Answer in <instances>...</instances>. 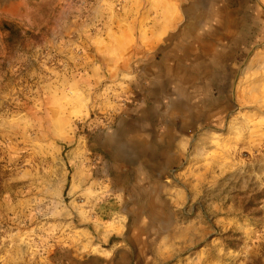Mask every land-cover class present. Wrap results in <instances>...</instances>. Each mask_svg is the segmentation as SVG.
I'll return each instance as SVG.
<instances>
[{
	"label": "rangeland",
	"instance_id": "374dc122",
	"mask_svg": "<svg viewBox=\"0 0 264 264\" xmlns=\"http://www.w3.org/2000/svg\"><path fill=\"white\" fill-rule=\"evenodd\" d=\"M203 1L137 143L126 29L163 1L0 0V264H264V0Z\"/></svg>",
	"mask_w": 264,
	"mask_h": 264
},
{
	"label": "crops",
	"instance_id": "0c3cea01",
	"mask_svg": "<svg viewBox=\"0 0 264 264\" xmlns=\"http://www.w3.org/2000/svg\"><path fill=\"white\" fill-rule=\"evenodd\" d=\"M159 1H163L162 3L166 7H154L155 13H151L153 16L152 24L148 25L146 29H141V31H139L138 23H133L131 30L126 29V35H132L128 40H125V45L132 49L131 59L138 62H151L148 65L151 70H143L142 74L145 80L151 78L152 96L158 102L151 106H147L144 103L134 105L129 112L131 113L130 116L125 119L124 126L120 128L123 136L132 137L137 143H143L144 141L152 142L162 138L159 128L160 125L164 126L167 116L159 104L162 96L161 93L174 87L172 77L167 76L166 71L163 70V65L166 67L167 64L165 62L162 64L163 62L154 61L156 51L167 46V54L171 53L173 55L171 62L179 59L182 63L184 62L183 59L187 61L196 45L193 36L189 34L188 27H186L191 19L190 12L192 9L190 6H196V0H191V3L186 6L185 22L181 12H179L180 7H177L178 5L180 6V0ZM201 4L205 6L203 0ZM137 76L139 77L138 73L133 79H138L136 78ZM130 83L134 84L136 82L133 80Z\"/></svg>",
	"mask_w": 264,
	"mask_h": 264
},
{
	"label": "trees",
	"instance_id": "16d2710c",
	"mask_svg": "<svg viewBox=\"0 0 264 264\" xmlns=\"http://www.w3.org/2000/svg\"><path fill=\"white\" fill-rule=\"evenodd\" d=\"M4 27H5L6 31H9V29H10L9 26L5 25Z\"/></svg>",
	"mask_w": 264,
	"mask_h": 264
}]
</instances>
